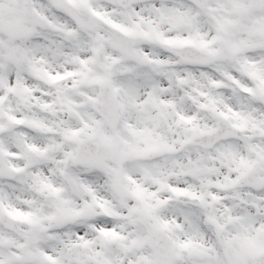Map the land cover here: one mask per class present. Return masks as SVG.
<instances>
[{"label":"snow or ice","instance_id":"1","mask_svg":"<svg viewBox=\"0 0 264 264\" xmlns=\"http://www.w3.org/2000/svg\"><path fill=\"white\" fill-rule=\"evenodd\" d=\"M0 264H264V0H0Z\"/></svg>","mask_w":264,"mask_h":264}]
</instances>
